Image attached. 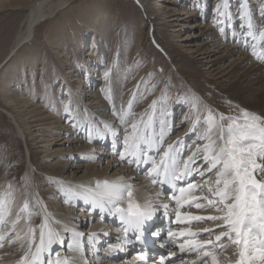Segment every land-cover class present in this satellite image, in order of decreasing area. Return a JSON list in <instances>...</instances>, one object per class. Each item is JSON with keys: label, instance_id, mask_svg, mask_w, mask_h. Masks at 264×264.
I'll use <instances>...</instances> for the list:
<instances>
[{"label": "bare ground", "instance_id": "1", "mask_svg": "<svg viewBox=\"0 0 264 264\" xmlns=\"http://www.w3.org/2000/svg\"><path fill=\"white\" fill-rule=\"evenodd\" d=\"M11 1L0 0V10L7 5H12ZM159 1H161V6L155 10L153 7L157 3L152 6L146 0H137L140 6L148 7L145 15L152 23L174 28L171 36L178 38L177 41L184 42V47L191 54L188 58L190 65L195 69L204 67L202 69L207 70L210 79L206 83L210 84L213 94L224 96L232 102H240L242 110H250L253 114L264 116V59H257L253 55V51L256 52L257 56L264 55V40L260 38V33L264 32V28L259 26L260 21L255 17L256 15H253L250 10H246L247 12L243 10L245 18L242 20V12H239V20L244 21L239 24L236 11L227 8L228 14L226 16L220 17L218 15L213 21H210L214 25L210 24L209 26L205 24L204 20H196L191 25L194 28H200V32L191 33L192 35L189 33L184 36L179 34L181 27L186 24V18L182 14L187 13L185 17H191L194 12L193 14L190 13L186 6L179 4L178 1ZM71 4L72 0H34L30 3L10 49L0 60V70L8 67L9 62L21 49L34 41L40 24L57 19L60 14L65 18L67 15L65 13ZM86 15L82 14V16ZM220 20L224 21L222 27L225 31L223 33L219 31L217 26ZM100 21H102L101 18L94 17L92 21L94 26L92 27L100 25ZM249 22L252 24L250 29L247 27ZM180 25L181 27L175 28ZM249 32L252 35H249ZM95 33L99 34L97 30ZM55 52L59 51L56 50ZM168 57L172 60L170 56ZM94 71V67H89L85 74L89 77L91 75V78L94 79ZM21 74L23 73L21 72ZM25 74L26 71H24ZM120 77L118 72L115 73L113 83L115 95L110 101L100 89L98 90L97 87L94 88L93 86H84L82 91L80 88V93L76 90L68 93L69 85L66 82L69 83V80L63 76V84L67 86L66 94L70 96L72 102L66 111L68 117L65 118V111L61 110V117L36 123L34 129L31 128L29 131L31 136L27 135L25 127L21 124V121L24 122L26 101H21L16 95L11 96L7 92H0L1 102L6 104V107L0 104V110L13 123L19 137L26 143L28 150L26 161L28 163L22 177L30 189L35 205L31 220H29L27 216H24V212L20 211L24 202H22V197L17 196L18 190L10 177L9 166L2 170L0 172V196L11 194L6 197L9 200L8 206L11 214L6 216L4 223L0 225V235L5 236L4 246L0 248V264H20L25 254H28L29 261L32 260L31 253H35L36 245H31L30 253L28 229L30 225H35L36 243L38 244L41 231L38 226L44 222L45 217H47L48 227L60 232L61 236L64 237V245H53V255L49 256L47 252L43 253L38 264H47L49 260L55 258L54 253L56 252H59L61 258L67 257L70 264H160L161 256L166 258L164 264H212L211 259L202 256V252L205 250L217 254L220 264H237L239 247L233 245L227 238L218 242L216 247L199 248L200 244H206L207 241L217 243L215 237L220 234L221 228L218 227L220 222L192 219L196 216L206 218L223 215L222 212L209 207L207 200L203 199L206 196L212 198L205 183L210 174L201 175L197 171L198 168L206 167L203 164L201 153L204 145L208 143V140L203 137L209 134L206 123V116L209 112L207 109L204 110L203 104H198L199 97H205L200 91L203 87L190 83L192 91L190 97L186 99L189 110L186 119L191 118L190 111H192L194 115L192 117L195 118L193 126L198 125V127L197 137H192L187 142L188 133L185 131L180 134H169L171 129L169 130L168 126L170 123L172 124L173 116L171 117V114L166 111L167 108L162 106L160 109L158 100H156L154 107L151 106L147 110L146 117L135 116L132 112L127 117L128 124L120 123L118 113L128 111L129 105L126 94L119 87L120 83H123L121 80L123 78ZM97 80L95 79L94 82ZM119 94H121L120 98ZM138 96H140L139 93L136 94L134 100H137ZM174 100L176 101V99ZM51 113L53 115L54 112ZM54 116H56L55 113ZM161 121H163L164 132L169 134H166L167 136L163 141H159ZM131 123H138L141 132L158 141L148 150L147 157L144 158L145 162L128 163L126 160L120 159V154L124 152V137L131 132ZM219 123L223 122L220 121ZM145 124L148 125L146 132ZM27 125L29 128L30 123L27 122ZM193 126H190L192 127L191 130L196 128ZM211 138L213 140L217 138L215 128L211 132ZM32 139L36 141L39 150L44 153L43 157L52 160L50 169L43 171V178H41L42 174H38V170L31 159L32 153L28 142L29 140L31 142ZM169 145H172L171 150L168 149ZM188 145H191L190 149H187ZM183 148L185 149L184 153H187L185 158L180 156ZM164 150L169 151V157L166 158L165 162L170 166L175 162L180 168H183L187 161L188 166L192 169L191 173L183 180L174 182L175 187L167 183L162 186L159 183L154 184L152 177L147 175L152 167V158L159 162L160 155ZM90 157H94V159H90ZM189 157H193V161H189ZM127 159H133V157H127ZM199 177L201 179L198 180ZM214 179L215 177L212 176L213 181ZM98 181L131 185L133 199L141 205L147 202L158 203V210L148 224L149 235L152 237L151 233L154 227L163 226L167 220L170 222L171 232L176 233V235L169 237L170 230L166 232V240L171 247L158 256L159 260L154 253L144 256L133 251L136 244H127L131 231L125 236L124 223L120 219V214L114 209L109 210L111 205L106 206V209L101 212L100 209L92 210L93 206L81 199H73L71 203L65 202L64 189L71 188L77 192L82 189H95ZM188 183H193L197 187L180 196L179 188L186 187ZM176 196L181 198L180 205L176 203L174 198ZM184 197H187V200ZM196 203H200L203 207H195ZM162 205H168V207L164 208ZM119 206L127 208V199L121 202ZM177 214H179V219ZM17 216L20 219L13 229V222ZM65 226L83 233V237L80 238L83 247L82 252L67 249V244L71 242L72 238L70 233L63 231ZM209 229L214 231H206ZM224 230L226 231V229ZM181 233L184 235H180ZM93 234L96 235L93 237ZM17 235L20 239H16L13 243L8 242L9 237L15 238ZM188 240H193L196 243L186 245L185 251L181 253L178 245ZM220 244L228 245V247L222 250L219 247ZM170 253H175V255H170ZM256 264H261V262L256 261Z\"/></svg>", "mask_w": 264, "mask_h": 264}, {"label": "rangeland", "instance_id": "2", "mask_svg": "<svg viewBox=\"0 0 264 264\" xmlns=\"http://www.w3.org/2000/svg\"><path fill=\"white\" fill-rule=\"evenodd\" d=\"M33 1L12 0L11 7L7 5L8 7L0 10V60L10 49L26 10ZM174 1L184 4L190 13L194 12L191 17H185L187 13L182 14L186 18V24L175 27H181L179 34L184 36L200 32V28L191 25L196 20H204L205 24L210 26V21L218 16L217 5L223 3H227V8L236 11L239 24L244 21L239 20L238 13L250 10L259 19V26L264 28V0ZM146 2L152 6L157 3L153 7L155 10L161 6L159 0ZM241 4L245 5L244 9H241ZM147 8L140 6L137 0H72L65 18L60 14L57 19L39 25L34 41L24 46L9 62L8 67L0 70V92L16 95L21 101H26L24 122L21 121V124L28 136H31L29 131L31 128L34 129L36 123L61 117V110L65 111V118L68 117L66 108L68 109L72 102L70 96L66 94L67 86L63 84V76L69 80V83L65 81L69 85L68 93H72L73 90L80 93V88L82 91L84 86H93L100 89L107 100L112 101L115 95L113 89L115 73L118 72L120 78H123L121 79L123 83H120L119 87L132 104L131 113L146 117L152 101L158 100L160 109L162 106L167 108L166 111L173 116L172 124L168 126L169 130L171 129L169 134H180L185 131L188 133L187 142L192 137H197L198 127L193 126L195 118L192 117V111L191 118L186 119L189 112L186 99L190 97L191 84L203 87L200 91L205 97L200 96L198 104H203L204 110L207 109L208 112L211 110L218 123L221 115L225 117V121L222 122L228 124L231 123L229 118L240 120L244 111L252 112L242 110L240 102H232L224 96L213 94L210 84L206 83L210 79L207 70L202 69L204 67L195 69L190 65L188 58L191 54L184 47V42L177 41L178 38L171 36L174 28L152 23L145 15ZM221 11L227 13L228 9L221 8ZM82 14H87L88 18ZM94 17L102 20L100 25L95 26L96 28L92 27ZM217 26L222 27L220 24ZM96 30L99 34L95 33ZM56 50L61 53L55 52ZM89 67L95 68L94 79L91 75L89 77L85 74ZM95 79H98L96 83ZM137 93L140 96L134 100ZM109 96L111 99H108ZM1 101L2 99L0 104L6 107ZM51 112L56 116L54 113L51 115ZM27 122L30 123L29 128ZM190 126L196 128L191 130ZM166 134L164 132V138L169 135ZM28 143L32 153L31 159L38 174H42L43 178V171L50 169L52 160L43 157L44 153L39 150L35 140L32 139L31 142L29 140ZM190 148L191 145H188L187 149ZM184 152L183 148L180 154L183 158L187 154ZM27 154L26 143L19 137L13 123L0 110V172L9 166L10 177L18 190L17 196L22 197V202L27 201L29 204L28 210L24 212V216L28 217V212L32 213L35 205L30 189L22 177L28 163ZM151 204L159 206L155 202Z\"/></svg>", "mask_w": 264, "mask_h": 264}, {"label": "snow or ice", "instance_id": "3", "mask_svg": "<svg viewBox=\"0 0 264 264\" xmlns=\"http://www.w3.org/2000/svg\"><path fill=\"white\" fill-rule=\"evenodd\" d=\"M227 7V3L217 5L218 15L226 16L227 13L221 11V8L227 9ZM240 7L244 9L245 5L241 4ZM244 18L245 14L242 12L241 19L243 20ZM218 23L222 25L224 21L220 20ZM247 27L249 29L252 27L251 22L248 23ZM219 31L223 33L225 31L224 27H220ZM249 35H252V33L249 32ZM260 38L264 40V32L260 33ZM253 55L257 59H264V55L257 56L255 51H253ZM108 99H111V97L109 96ZM155 105L156 101H152L151 106L154 107ZM131 107L132 104L129 102L128 111L118 113L120 123H129L127 117L131 114ZM229 119H231V123H218L211 110H209L206 118L209 134L203 137L208 140V143L204 145L201 153L203 164L206 167L197 169L201 175L210 174L206 178L205 183L212 198L206 196L203 199L207 200L209 207L222 212L223 215L206 218L196 216L192 217V219L198 221L207 219L220 222L218 227L221 228V231L215 237L217 243L207 241L206 244H200L199 248L216 247L218 242L227 238L233 245L239 247L237 264H256V261L264 264V116L244 111L242 119ZM220 121H225L223 115L220 116ZM197 123H199V120H197ZM73 126L75 127V125ZM130 127L131 132L124 137V152L120 154V159L126 160L128 163L145 162L144 158L147 157L148 150L154 144H157L158 141L141 132L138 128V123H131ZM147 127L148 125L145 124V132ZM214 128L217 130V138L215 140L211 138V132ZM163 133V121H161L159 141H163ZM171 148L172 145H169L168 149L171 150ZM127 157H133V159H127ZM168 157L169 151L164 150L160 155L159 162L152 158V167L147 172V175L152 177V183L154 184L159 183L162 186L167 183L175 187L174 182L183 180L191 173L192 169L188 166L187 161L184 163L183 168H180L175 162L170 166L165 162ZM90 159H94V157H90ZM188 160L193 161V157H189ZM212 176L215 177L214 181ZM161 177L163 179H160ZM196 187L193 183H188L186 187H180V196ZM9 195L11 194L0 196V225L4 223L6 216L11 214L8 206L9 200L6 198ZM63 195L66 197V203H71L73 199H81L85 203H90L93 206L92 210L100 209L101 212L106 209V206L111 205L109 210L114 209L115 212L120 214V219L124 223L125 236L131 231L135 234L136 240H142L148 224L158 210L151 202L141 205L135 201L131 185L128 184L98 181L95 189L88 188L77 192L67 188L64 189ZM180 196L174 197L177 205L181 203ZM184 198L187 200V197ZM125 199H127V208L120 207V203ZM162 206L164 208L168 207V205ZM195 207L201 208L203 205L196 203ZM28 208L29 204L26 201L20 211L25 212ZM31 216L32 213L28 212L29 220H31ZM177 218L179 219V214H177ZM19 219L20 217L17 216L13 222V229H15V224L19 222ZM38 227L41 229L38 244L36 243V228L30 225L28 229L30 253L31 245H36L35 253H31L32 260L29 261L28 254H25L20 264H38L43 253L47 252L49 256L53 255V245H64V237L61 236L60 232L48 227L47 217ZM63 231L70 233L72 238L71 242L67 244V249L82 252L83 247L80 238L83 237V233L67 226L63 228ZM206 231L211 232L214 230L209 229ZM95 235L93 234V237ZM151 235L158 237L159 233L153 232ZM168 235L172 237L176 233L170 231ZM180 235H184V233ZM16 239H20V237L18 235L15 238L9 237L8 242L13 243ZM4 241L5 236L0 235V248L4 246ZM172 242L175 243V241ZM194 243L196 242L193 240L180 243L178 245L179 250L183 253L186 245ZM219 247L223 250L228 245L220 244ZM170 255H175V253H170ZM54 256L55 258L49 260L47 264H70L69 259L67 257L61 258L59 252L54 253ZM202 256L211 259L212 264H220L218 255L211 251H203ZM165 259L164 256H161L160 264H164Z\"/></svg>", "mask_w": 264, "mask_h": 264}]
</instances>
